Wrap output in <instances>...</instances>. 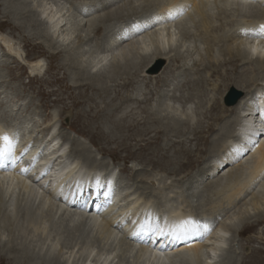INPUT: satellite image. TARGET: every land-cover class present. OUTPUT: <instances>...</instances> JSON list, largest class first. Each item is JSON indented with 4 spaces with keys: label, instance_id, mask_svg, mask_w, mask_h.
I'll return each mask as SVG.
<instances>
[{
    "label": "bare ground",
    "instance_id": "bare-ground-1",
    "mask_svg": "<svg viewBox=\"0 0 264 264\" xmlns=\"http://www.w3.org/2000/svg\"><path fill=\"white\" fill-rule=\"evenodd\" d=\"M30 1L32 3L29 0H0L3 8H7L9 11L7 12L11 13L15 20L19 19V23L25 29L33 31L40 42L50 46L48 47L50 51L60 53L65 59L69 58L68 62L62 63L61 76L54 77L55 81H59L60 90L63 89L65 92L71 89L65 85V81L72 77L76 82L75 85L80 84L78 88L82 92L77 95L66 93L69 105L65 103L66 98L63 93L60 94L61 97L58 96L55 99L62 106L59 112L61 127L67 128L75 135L88 138L93 146H97L98 151L109 152L113 155V159L116 158V153L108 148L109 151H107L100 145L101 140L110 141L109 137L112 136L100 128L97 120L106 119L112 129L114 128L118 133L124 129L129 130L130 127H124L117 121L111 120L108 114L103 117L98 112L95 115L94 113L88 114L84 118L78 110L85 102L94 100L93 95H106L109 92L108 82L106 83L108 79H111L115 73H123L122 71L125 70L134 71L133 69L140 65L141 71L148 76L146 79L155 78V86L160 84V87H164L157 89L155 93L159 108L161 106L168 110V108H173L169 101L175 97L172 96L169 99V93L166 94L165 87L172 86L178 78L180 82L183 79L186 80L191 71L188 64H180L177 67L173 63L181 58L189 64L194 60L192 53L187 52L192 44L190 27H200L205 35L209 32L217 34V37H212L213 45L215 47L226 43L227 45H223H225L228 58L224 59V62H219L217 57L213 59L218 61L214 64H217L214 68L213 64L203 65L204 57L199 60L202 73L210 74L222 83L218 86L219 99L211 104V111L221 114L219 116L214 114L215 125L219 127L216 133L214 124L207 126L206 132L213 135L209 143L208 138L200 136L195 138L206 146L204 151L206 158L201 165L202 168L199 166L200 168L197 169L196 177L200 179L196 178L192 185L174 180L172 185L165 187L162 176L156 174L157 172L153 177L144 174V179H139V176L135 175L129 178L132 184L127 189L128 192H125V197L121 199L124 190L120 187L122 181L114 177L115 172L102 168L106 165L100 163L101 161L96 159L97 156L95 160H91L90 150L86 149L82 143L77 145L73 143L74 147L71 150L76 151L75 149L81 146L82 150H80L83 152H75L77 155L72 154L74 160L69 158L68 137L62 136L63 138L59 139L58 134L55 135L56 132L53 134L55 124L45 127L44 134L40 138L30 139L29 137L27 139L20 136L23 130L20 125L15 127L10 122L0 120V131L16 133L18 136L16 154L20 156L27 149L26 154L15 166L9 165L0 169L1 223L7 225L8 230L10 229L8 234L13 236L17 234L14 240L19 236L20 243H22L23 238L35 237L39 244L37 250L32 249L30 245L21 244L18 249H12L16 256L6 258L0 255V264H72L69 259H64L59 253L56 248L58 241L63 244V247L70 249V253L75 250L79 242L81 256L84 258L82 264H90L94 251H98L97 257L94 256L98 264H239V247L232 236L235 235L237 238V235L252 231L254 226L264 221V209L260 211L264 205V121L261 120L258 111L264 108V39L246 35L244 31V29L256 30L264 24V0H112L111 2L104 0L100 4L94 3L95 0ZM64 1L69 3L71 9L66 7ZM254 1L256 3L251 5ZM143 6L151 7L146 10L142 9V12H138L139 15L136 16L124 15L125 11L134 12ZM178 6H187L178 19L165 20L163 23L156 22L155 18L158 15ZM21 9L24 11L22 12ZM35 10L36 13H34ZM66 15L71 17L72 21L68 29L70 26L72 31L67 30L68 32L63 34L59 30L67 25L64 22V19H68ZM217 15H221L225 22L237 17L250 18L249 20H253V26L251 29H242L246 26L240 23L241 30H237L236 27L239 31L237 33L235 30H230L229 25L224 23L218 25ZM100 19L103 24L109 23L108 27L106 26L107 32L103 31L105 33L103 40L106 44L99 46L95 49L96 51H91L92 49L89 48L86 50L85 45L92 48L90 33L93 30L99 33L101 30L95 25ZM137 25L141 26L140 31L136 30ZM80 26H82L80 31H84V34L90 31L81 38V41H86L77 47L69 46L72 43L71 37ZM176 29L179 31L176 32ZM2 37L1 40L8 48V52H11L9 55L3 53L2 56H8V59L20 65L17 58L24 52L21 54L20 49L12 48L4 34ZM60 37L66 42L65 47L59 52L58 47L55 46L58 40H54ZM178 38L181 40L178 41ZM193 48L196 50L200 47L194 45ZM206 49L215 51L209 46ZM27 54L25 53L27 60L22 59V61L33 73H41L44 66L43 58ZM235 54L238 55L237 58H234ZM82 57H90L91 61L87 63V59ZM159 63L162 64V69L159 74L152 76L151 71ZM249 64L253 67L251 68L253 71L250 70L253 75L250 78L252 85L255 82H261L260 87L259 84L253 85L254 89L249 87L250 80L247 75L245 76L248 70L244 69ZM227 65L229 69L224 68ZM87 67L91 69L88 72L85 69ZM240 67L243 69L242 72H238ZM222 68L223 73L220 71ZM195 69L198 73V68ZM229 72L236 74L233 80L229 78ZM73 74L79 76L77 80L72 76ZM186 84L187 90L193 89V91L204 94L203 79H189ZM228 89L231 90L227 94ZM88 91L91 95L87 94ZM232 91L239 93V96L230 103L228 101ZM40 94L42 98L45 95L44 92ZM185 96H187L185 104H188L192 98ZM187 107L184 112L181 111L182 113L175 112L176 108L170 109L171 115L167 114L164 121H160L165 128L161 132L155 129L156 134L163 135L164 132L169 131L180 138L182 133L179 127L182 122L191 126L195 120L189 106ZM156 116H159L158 113ZM249 137L258 143L255 146L248 145L246 142ZM156 141H159V138H155V143ZM164 146L166 150L173 149L176 155L184 153L187 156L186 161L173 165L174 162L166 153L152 162L155 168H160L171 176H177L176 173L189 169L195 164V161L190 158V151L178 150L172 142L165 143ZM235 147H247L249 150L237 155L232 151ZM155 150H158L157 146ZM58 153H60L59 156ZM56 154L57 156L54 157ZM52 157H54L53 160ZM57 158H60L58 167L53 168V162ZM173 166L177 168L174 169ZM228 166L230 167L227 168ZM21 168H29V171L22 173ZM45 172L49 175L48 178H51L52 188H48L40 181ZM123 172L128 173L129 171L123 169ZM193 177L190 176L192 179ZM154 178L159 181L156 189L151 187V184L152 186L154 184ZM97 179L102 184L110 183L111 185V201L109 200L105 207L97 200ZM148 181L151 182L150 185ZM135 183L146 184H142L144 187L141 189L140 186H134ZM88 187H92L91 191L87 190ZM139 189L142 191H138ZM41 190L47 195H43ZM107 190L105 186L99 191ZM20 193L22 194L18 202ZM195 194L200 195L201 202L202 198L204 200V197H207L208 212L203 213L199 211V208L193 207L192 197ZM76 195H78L77 198H74ZM7 196V202L9 201V207L12 205V210L4 211L1 207ZM209 196H215V198H209ZM66 205L70 209L66 208ZM252 208L259 211L251 215L250 209ZM255 215L254 223L246 224L251 221L245 219ZM189 217L206 225L208 231H204L202 236H196L187 241H173L170 238L140 233L141 225L149 218H154L155 222L163 226L166 222L170 223ZM118 232H122L124 236H120ZM61 238H63V243L58 240ZM46 242H49V246L44 249L41 246H44ZM74 243L76 245H73ZM33 255H36V258H33ZM131 257L132 260H130ZM37 258L39 262L35 261ZM248 264H264V259L255 256Z\"/></svg>",
    "mask_w": 264,
    "mask_h": 264
},
{
    "label": "rangeland",
    "instance_id": "rangeland-1",
    "mask_svg": "<svg viewBox=\"0 0 264 264\" xmlns=\"http://www.w3.org/2000/svg\"><path fill=\"white\" fill-rule=\"evenodd\" d=\"M111 1L112 0H109L108 2H111ZM29 2L31 1L29 0ZM101 2H104V0L94 1V3L96 4L97 3L100 4ZM64 3L66 2L64 1ZM255 3L256 1L251 3V5ZM0 5H1V2H0ZM2 5L0 6V30H1L0 31V41H1L0 42V55H1L0 58L2 57L1 58L2 60H0V120L1 121L10 122L12 123V125H15V127H18V125H20L23 129L20 132L21 134L20 136L21 137L23 136L27 139H29V137L30 139L40 138L44 134L43 129L45 127H50L55 124L54 125L55 131H53L52 133L54 134V132H56L55 135L58 134L57 136H59V139L63 138L64 136L66 138L68 137L67 139L69 143L68 142L67 143L70 144V146L68 145L69 151L67 150V152H68L69 158L74 160L75 158H73L72 154L74 155L76 153L83 152L81 151L82 150L81 146H79L80 148H76L75 149L76 151L71 150V148L74 147L73 143H75V145H77L78 143L79 144L82 143L84 147H86V149L90 150L89 152L91 155L90 156L91 160H95V157L97 156L98 158L96 159L99 162L101 161L100 163H103L106 165V166H103L102 168H106L108 170H111L112 172H115L114 177L117 180L120 179L122 181L121 182L122 185L120 187L124 191H122L123 193L121 195V199H123V196L125 197V194H126L125 192H128L127 189L129 188L130 184H132V181H130L131 179L129 180V178L135 175H138L139 179L140 178L144 179L145 175L146 176L148 175V177H150L151 175V177H153L155 176V173L157 172L156 174H160L162 176L163 182H165V187L172 185L174 180H179L181 182L186 183L187 185H192L193 182H195L196 178L197 180L200 179V177H196L197 176L196 173H197V169H199L205 161L206 154L204 153V151H205L206 146H204L201 141H197L195 138L198 136L204 137L206 139L208 138V143L213 138V135H211L210 133H207L206 130H207L208 125H211V124L215 125L214 114H218V116L219 114H221V113H218L217 111L212 112L211 104L213 103V101L219 99L218 86H221L222 83L220 82L218 78L211 77L210 74L206 75V73L204 72L202 73L203 70H202V66L200 65L201 63H199V60L201 57L202 58L204 57L205 59L203 58L202 60L203 65L204 64L207 65L208 63L213 64V68H214V66H217V64L214 65L215 63H217L218 61L224 62L223 60L228 58L227 53L225 52V47H224L225 45H227L226 43L218 44L215 47L213 45L212 37L214 38L217 37L218 36L217 34L209 32L207 35H205L203 30L200 27H197V28L190 27L189 30L191 31V37H192L191 43L192 44H190V47L187 50V52L189 53L190 51L192 53L193 58H194L193 60L194 63L190 61V64H189L182 58L180 60L175 61V63H173L174 65L176 64V66L177 65L180 66V64L182 65L184 63L188 64V68H191L190 75L186 77V80L183 79L180 82L179 80L180 78H178L176 79V81L172 83V86L170 85L167 88L165 87V89H167L166 94L169 93L168 95L169 99L172 96L175 97L169 101V104L170 105L172 104L173 108H168V110H165L161 106L159 108L156 91L157 89L162 88L163 86L160 87V84H157L155 86V78L152 79L151 77L149 79H146L148 78V76H146L145 72L143 73L141 71L140 65L136 69H133L134 71L130 70L132 72L125 70V71H122L123 73L121 72L118 74L115 73L111 79H108L106 81V83L108 82V85L107 84L106 85L110 89L106 95L105 94H101L100 96L93 95L92 97L94 100H92L91 102H85L78 108L81 114H83L84 118H86V115L88 114L94 113L95 115L98 112V114L103 115V117L104 115L108 114L111 120L117 121V123H119L120 125L122 124V126L124 127L126 126L130 127L129 130L124 129L123 131L121 132L119 131L118 133L117 131H115L114 128L112 129V126L106 119L102 118L101 119L102 121L100 119L97 120V123L99 124L100 128L104 132H106L108 135L112 136V137H109L111 138L110 141L101 140L100 145L103 146L105 149L108 148L109 150H112L116 153V158L113 159V155L110 154L109 152L101 153V151H98L97 146H93L88 138L75 135L72 131L68 130L67 128L61 127V119H60L59 112L62 106L60 102L59 101L56 102L55 99H57L58 96L61 97L60 94L63 93L66 98L65 103L69 105L70 102H69V99L67 98L66 93L67 94L73 93L74 95H77L78 93L82 92V90H79L78 88L80 84L75 85L76 82L73 81L72 77L65 81V85L71 87V89L67 91H65L64 89L65 92H63V89L60 90L59 84H58L59 81L57 82L55 81L54 77L59 78L61 76V73H62L61 66L65 64L66 62H68L67 59L69 58L67 57L65 59L62 57V55H60V53L56 54V53H53L52 50L50 51V49L48 48L50 46H46L45 44L40 42V40L37 38L36 34L33 33V31H31L30 29H25L24 26H22V24L19 23V19L18 21L15 20V17L12 16L11 13H8L9 12L8 9L7 8L5 9V7L3 8ZM66 7L70 8L69 3H66ZM150 7L151 6H148V7L143 6V7H140L138 10H135L134 12L125 11L126 13L124 15L127 17L133 16V15L136 16V15H139L138 12H142V9L146 10L147 8H150ZM33 8L31 9L33 10ZM21 10L22 12L24 11V9H21ZM36 10H39V9L36 8ZM36 10L34 11V13L37 12ZM66 16L68 17V19L66 20L64 19V22H66L67 25L62 26L61 29L59 30V32L61 33L63 32V34H65L67 30L72 31L70 26L68 29V25L71 24V21H72L70 19L71 17H69L68 15ZM249 19L250 18L246 19L242 17L241 18L237 17V18L228 19L225 22L224 19H222L221 15H217L216 17V21L218 25H220L221 23H224L227 26L229 25V29L235 30L237 33L239 32L237 30H241L240 23L246 26V27H242V29L252 28L253 20H249ZM82 25L84 28L85 27L84 23ZM95 25H97V28H100L101 30L99 31V33H96L94 30L92 33H90V36L92 38L91 39L92 42H90V45L92 46V48L84 44L85 45L84 48L85 49L87 48L86 50L92 49L91 51H96L95 49H97L99 46H102V45L104 46L106 44V41H104L103 39H104V34L108 30L107 27L109 23L103 24V21H101L100 19L96 21ZM81 27L82 26H80L75 31L74 35L71 37L72 43L69 46L74 45V47H77L79 45H83V43L86 41V40L81 41V38H83L90 31L84 34V31L82 30L80 31ZM236 27H237V30H236ZM2 31L3 32L7 31V33L6 32L3 33ZM123 31L125 30L123 29ZM177 31H179V29H176V32ZM2 34H4L5 37L9 40L12 48H15V50L20 49L19 51L21 52V54L22 52H24L23 55H20L19 58H17L20 65H18L16 62H13L12 59H8L7 58L8 56H2L3 53H6L8 55L11 53V52H8V48L1 40L3 38ZM61 39L62 37H60V39L54 40V41L58 40L57 42L58 44H56L55 46L56 48L58 47L57 51L59 52L60 50H62V48L65 47L64 43L66 42V41H63V39L62 40ZM179 40H181V38H178V41ZM194 45L195 47H198V48L200 47V48L193 50L195 49L193 48ZM208 46L210 47V49L214 48L215 51L212 52L211 50H207L206 48H208ZM25 53L26 54L29 53V55L31 56H39L43 58L44 66H43V70L41 73H33L32 71H30V69L28 68V65H26V63L22 61V59L27 60L28 58V54H27V58H25ZM212 56L214 57L212 58ZM237 56L238 55L235 54L234 58H237ZM208 57L211 60H209ZM216 57H217V60L219 59L218 61L213 60V59H216ZM6 59H8L9 61ZM84 59L85 60L87 59L86 60L87 63L91 61L90 57H85ZM176 62H178V64ZM228 66L229 65L224 66V68L229 69L230 67ZM248 66H250V68ZM248 66L247 67L245 66L244 69L248 70V72L245 73V76L247 75L248 76L247 78L250 80V78L253 76L251 73V71H253V69L251 68L253 67L251 64H249ZM195 68H198V73ZM240 68L238 69V72L243 71V69L241 68L242 69L241 70ZM85 69H86V72L91 70L90 67H87ZM161 69H162V64L158 65L155 68V71L154 70L151 71L152 76H155V74H159ZM220 71L221 73H223L224 69L222 68L220 69ZM72 76L76 77L75 80H77V78L79 77L74 74ZM235 76L236 74L234 75L231 72H229V78L231 80H233ZM193 78L194 79L199 78V79L204 80V84H203L204 94H201L198 91H193V89L187 90L186 81H189V79H193ZM259 83L261 82H255V84L253 85L256 86ZM253 85H252V80H250L249 87L251 86V89H254ZM260 86L261 84H259V87ZM230 90L231 89H228L227 94L229 93ZM40 92L45 93V95H43L44 96L43 98ZM87 94L91 95L90 91H88ZM185 95H188L189 99L192 98L190 99L191 101L189 100L190 102L188 104H185L187 103V101L185 102V99L187 98V96ZM242 95L243 94H241V96ZM186 105L189 106L190 112L193 114L195 118L194 124L191 125L192 127L186 125V123L184 124V121H183L182 125L179 127V130L182 133V136H180V138L175 133L169 132V131L164 132L163 135L156 134L155 129L161 132L165 128L163 123L162 122L160 123V121L161 120L164 121V118L166 117L167 114L171 115V113H169L171 111L170 109L176 108L177 110L175 112L179 113L178 111H180V113H182L188 108ZM156 113H158L159 115L158 117L156 116ZM23 120L25 122H23ZM215 129H216L215 131L216 133L219 130L218 125H215ZM58 132L62 134L59 135ZM155 138H159V141H156V143H155ZM171 142L174 143V147L178 150L184 149V150L190 151V158L193 161H195V164L189 169H185L184 171L176 173L177 176H171L170 174H168V172H165L160 168H155V165H153L152 163L158 157L162 155H166V153H167V156L171 157L170 160L174 162L173 165H176L178 162L186 161L187 156L184 153H178L176 155L173 152L174 151L173 149L171 150L165 149L166 147L164 146L165 143H171ZM23 143H21V145H23ZM156 146L158 150H155ZM163 147L164 149H162ZM108 149L107 151H109ZM206 152H208L207 149H206ZM59 154L60 153H58V156ZM49 156H53V155H49ZM56 156L57 154L54 157ZM54 157H52V160L54 159ZM59 159L60 158H57L53 162V168L58 167L57 164H58ZM177 166H173L174 169H176ZM229 167L230 166H228L227 168ZM123 169L129 172L128 173L123 172ZM18 175L21 177L23 176L20 174ZM48 176L49 175H47V173L45 172L43 177L41 176L42 178L40 181L43 182L45 185H47L48 188H52L51 178H48ZM190 176H194L193 179L190 178ZM153 180H154V184L153 186L151 184V187L156 189L159 185L158 184L159 181H157L156 178H154ZM148 183L150 185L151 182L148 181ZM142 184L145 185L146 183H142ZM142 184L135 183L134 186H137V187L140 186L139 188L142 189V187H144ZM199 185H202V183H199ZM91 188L92 187H88L87 190L91 191ZM141 189H139L138 191L141 192L142 191ZM144 191L146 192V190ZM81 192L82 191H80V193ZM21 194L22 193L19 194L20 196L18 198V202L21 198ZM42 194L45 196L47 195V193L45 192H43ZM78 195H76L74 198H77ZM199 196L200 195L195 194V196L192 197L193 207L199 208L200 212L202 211L203 213L208 212L209 210L208 203L206 202L207 197H204V200L202 198V202H201L199 200ZM211 197L215 198V196H209V198ZM7 198L8 196L4 199V203H3L4 205L1 207L2 210L4 211L12 210V205L9 207V201L7 202ZM97 200H99V203L105 207V205H107V202L109 200L111 201V196L106 198L103 195H99L97 197ZM65 207L70 209L67 205ZM250 207L251 206H249V208ZM262 209H264V205L263 207L260 208V211ZM250 210L252 213L251 215L259 211V210L256 211V209L254 208ZM1 216L2 214L0 213V218ZM255 217L256 215L250 216L249 218L245 219L246 221H251V222H247L246 224L254 223L253 220L255 219ZM9 230L7 228V225L1 223V219H0V255L6 258H11L12 256H16V253L13 252L12 249L14 248L15 250L18 249L21 246V244L30 245L31 248L34 250L38 249L39 244L35 237H28L27 239L23 238L22 243H20L21 241L20 237L18 236V239L14 240L15 236L17 238V234L15 233L14 236L11 234H8ZM118 234L122 237L124 236L122 232L120 233L118 232ZM234 236L235 235H233L232 238L236 239L235 244H237V247H239V250H238L239 258H240L239 264H248L250 259L252 257L255 258V256H258L264 259V221L260 223V225L254 226L252 231L245 232L241 234L240 236L237 235V238L236 236L235 237ZM58 240H61L63 243V238L58 239ZM58 242L59 243L58 245H56V248L58 249L59 253L64 257V259H69L72 264H82L84 258L83 256H81V244H79V242L77 243V245L75 243L73 244L76 246H75V250L72 253H70V249L68 250L67 248L63 247V244H61L60 241ZM9 245L11 246L7 250ZM48 246H49V242H46L44 246H41V247L45 249ZM97 252L98 251H94L93 255L95 257H97ZM94 256L91 258L92 261L89 262L90 264H98ZM33 258H36V255H33ZM130 260H132V257ZM35 261L39 262L38 258Z\"/></svg>",
    "mask_w": 264,
    "mask_h": 264
},
{
    "label": "snow or ice",
    "instance_id": "snow-or-ice-1",
    "mask_svg": "<svg viewBox=\"0 0 264 264\" xmlns=\"http://www.w3.org/2000/svg\"><path fill=\"white\" fill-rule=\"evenodd\" d=\"M187 6H178L175 9H169L166 13L158 15L155 20L157 23H163L165 20L178 19L180 15L186 10ZM148 27V26H145ZM136 30L140 31L141 26L137 25ZM246 35H250L254 38L264 39V24H261L256 30H244ZM255 51V49H254ZM259 115L262 121H264V108H260ZM18 142V136L16 133H9L7 131H0V169L6 168L7 166H15L22 158L25 152L20 156L16 154V146ZM250 146H255L258 141H253L251 137L246 142ZM247 147H235L232 149L237 155L242 152L248 151ZM35 159V158H34ZM22 173H27L29 168H21ZM107 186V191L100 192L101 188ZM97 196L103 195L106 198L110 197L111 185L110 183L105 185L100 182L99 179L96 181ZM204 231H208L206 225H202L198 220H194L191 217L181 219L179 221L166 222L165 225L155 222L154 218L146 219L144 224L140 227V233H148L160 238H170L173 241H187L196 236H202Z\"/></svg>",
    "mask_w": 264,
    "mask_h": 264
},
{
    "label": "water",
    "instance_id": "water-1",
    "mask_svg": "<svg viewBox=\"0 0 264 264\" xmlns=\"http://www.w3.org/2000/svg\"><path fill=\"white\" fill-rule=\"evenodd\" d=\"M158 65H160V63H159ZM158 65H157V66H158ZM155 68H156V67L153 68L154 71H155ZM238 96H239V93H237V92H235V91H232V92L230 93L229 101H228V102L232 103V102L234 101V99H235L236 97H238Z\"/></svg>",
    "mask_w": 264,
    "mask_h": 264
}]
</instances>
